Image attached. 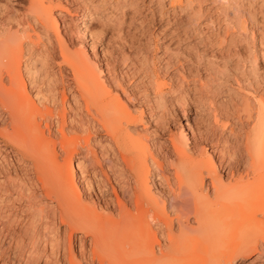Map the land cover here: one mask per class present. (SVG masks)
Masks as SVG:
<instances>
[{
  "label": "bare ground",
  "instance_id": "6f19581e",
  "mask_svg": "<svg viewBox=\"0 0 264 264\" xmlns=\"http://www.w3.org/2000/svg\"><path fill=\"white\" fill-rule=\"evenodd\" d=\"M216 1L220 6H203L206 0L148 2L161 23L171 9L175 16L188 18L173 29L169 14L168 25H163L161 33L173 29L170 35L179 43L203 36L202 28L213 29L194 45L167 54L163 76L149 66L148 56L140 59L134 40L126 54L122 34L101 44L100 52L96 46L104 33L92 29L95 19L109 9L138 15L144 8L138 0H97L79 8L75 34L80 48L72 42L74 34L61 33L57 16L67 26L68 17L76 18L79 11L62 0L55 5L52 0H30L24 16L35 18L36 29L30 20L15 24V13L1 10L0 140L11 152L32 160L37 174L32 186L41 194L20 193L17 203L25 207L17 215V206L8 211L0 207V264H228L243 249L264 246V92L256 113L247 96L238 103L253 120L245 137L234 131L220 137L210 120L224 85L242 83L249 91L263 85L257 63L264 56V35L254 31L256 12L249 15V28L235 7L237 0H223L226 7ZM206 13L217 17L201 22ZM89 37L95 40L91 46ZM154 42L156 52L159 44ZM238 43L245 50L234 52ZM42 45L59 69L61 103L56 94L50 101L30 94L40 72L30 58ZM215 47L211 56L201 54ZM244 61L250 63L249 81L241 78ZM65 77L71 82H64ZM184 98L187 123L178 131L161 125L160 117L172 113L170 104H183ZM146 113L154 125L151 131L138 129L145 125ZM77 117L89 123L85 131L73 124ZM193 123L197 130L190 141L185 127ZM162 127L166 130L160 131ZM95 133L104 136L92 145ZM155 135L164 140L152 147L149 138ZM230 142L237 145L232 153L226 147ZM97 144L104 146L98 150ZM3 168L8 183H0V191L14 181L13 167ZM63 229L64 238H59Z\"/></svg>",
  "mask_w": 264,
  "mask_h": 264
},
{
  "label": "rangeland",
  "instance_id": "374dc122",
  "mask_svg": "<svg viewBox=\"0 0 264 264\" xmlns=\"http://www.w3.org/2000/svg\"><path fill=\"white\" fill-rule=\"evenodd\" d=\"M96 1L97 0H91V1L90 0H62V3L65 6L69 7L70 10L75 11V13H76V9L78 11L79 8L81 9V7H83V6L95 5V4H97ZM143 1L144 0H140V1L138 0L140 8L144 7L143 9H140V11L138 12V15L132 14L130 12L131 14L127 13L125 16H123V13L120 10L116 11L113 9H109V10L105 11L104 14H101L99 19H95V22L92 24V29H94L96 32H99V30H100V32L102 31L104 33L103 35H101V40H100L101 43H98V44L96 43V46L100 52L101 51V44L107 45L111 42L112 39H118L119 40V35L122 34V37L125 38L126 44L128 46V47H126V50H125L126 54H129V51L131 50V48L133 46L131 43L134 40L136 47L140 46V49H141L139 51L140 55H138L140 57V59L143 60V58L145 56L146 57L148 56L149 66L156 67L157 69H159V71L161 72L160 74L163 76V69H161V68L163 67V65L165 63V59L167 58V54H171V53L175 52L178 47H181V49L186 48L187 47L186 45L191 44L190 42H192V45H194L195 44L194 42L198 41L199 38H201V37L205 38L206 35L208 36L209 33H212L213 29H211V31H212L211 32L209 28L208 29L202 28L203 32H205L203 35L204 37L202 35L201 36L198 35V38H197V36L195 35V37H193L192 39L182 40L181 43H179L178 40L177 41L175 40L176 39V38H174L175 36L173 37V35H170V33H172L173 29L180 28L182 26V24H184V23L186 24L188 22V18H185L182 14H177L179 16H177V15L175 16L174 11L171 8H168L171 10L170 11L168 10L169 13H167V10L165 11L166 12V15L164 16L165 22L163 21L161 23V21H160L162 18L161 15L157 13V14H155L156 15L155 16L154 13H152L153 8H150L148 6V2L150 0H145L144 2ZM215 1L214 0H206V2L203 4V6L213 5L212 7H218V5L221 3H217V1L215 3ZM225 1L227 2L228 0H225ZM225 1L222 0L221 2H223L222 5L226 7ZM237 1L238 2L235 4L237 6H235V5L234 6L237 8L239 6L240 12H242V14L245 16V19L249 21V23H248L249 28L251 25L250 23L252 22V21H250L251 16L249 17V15L251 13L254 14L256 12V21H258V27H256L254 31L256 33V36L260 33H261L260 35H264V33H262V32H264V0H237ZM52 2L54 5L57 4V0H52ZM29 3H30V0H0V13L2 11H6L7 9L11 10L15 13V15L11 18V20L13 22L15 20L16 21L30 20L29 22L33 25V27H35L33 24V21L35 18H33V17L27 18L24 16V14L26 13L25 8H27ZM228 8H232V6L229 7V5H228ZM56 13L58 14L57 10L54 11L55 16H57ZM178 13H180V12H178ZM76 14L78 15L76 18L72 19L71 17H68L67 21H68L69 25H67V26H63L59 16H57V18H58V21L60 24L61 33L64 34V31L66 30V31H69L70 33L74 34V35L71 34L73 37L72 42L76 48L77 47L80 48L82 46L81 42H80L81 40L79 39L78 35H76L77 34V32H76L77 26L76 25L78 23L77 18L81 17L80 10ZM169 14H170L169 19H171V20L173 19L172 20L173 29L166 30V31H164V33H161L163 30H165L164 26L168 25L167 24V18L169 16ZM206 14L207 15H203V17L201 18V20H200L201 22L206 23L207 20L209 19V17L211 15H213L212 13H209V14L206 13ZM242 14L240 13L241 16H242ZM132 16H133V19H131ZM213 16L217 17V15L215 13ZM244 16H242V18ZM153 19L155 20V24L151 23L152 22L151 20H153ZM16 21L14 22L15 24H16ZM173 22H175V23H173ZM100 27L101 28L103 27L102 28L103 30ZM104 28H105V30H104ZM35 29H36V27H35ZM120 30H122L123 32L120 33L119 32ZM155 39L158 41V44H159V49L156 52L153 51L154 46H155V42H154ZM68 41L70 42L69 39H68ZM94 41H95L94 39L92 40L91 37H89L86 42L88 43V45L91 46L94 43ZM179 44H181V45H179ZM238 44H237V46L235 45V47L237 49L235 47L233 48L234 52L239 50L240 47H241L242 51L245 50V47L242 48V46L240 45L241 43L239 45ZM259 45L260 44H257V46H256L257 50H259ZM74 46H73V48H74ZM168 46L171 49L169 51V53L166 51ZM249 47H251V45ZM200 49H201V46H200ZM215 50H216V47L215 48H209L207 51L202 52L201 54L209 57V56H211V53L214 52ZM39 51H41V52H39ZM195 52H196V50H194V53ZM47 57H48V50H47V48L44 47V45H42L40 49L34 50V54L30 58L31 64L34 67H37V69L40 72L38 75L37 88L34 87L33 90L30 91L31 87L29 86L28 90L30 91V94L33 98H35V99L42 98V99H46V100L48 99L49 101L51 100L52 96H54L56 94L55 96L58 100V103H61L60 101L62 100L63 87H62V84L60 83L61 82L60 78H59L60 76L58 73H56L59 71V69H58L56 63L52 62V60H50L49 57H48L49 60H47ZM234 62H235V60H234ZM154 63H155V65H154ZM198 64L199 63L195 60L194 65L197 66ZM241 66H242L241 68L243 70L241 72L245 73V76L241 74L242 75L241 78L246 77L244 79L245 80L248 79V81H249L250 76H248V75H250V73H249L250 63L248 61H246V62L244 61ZM257 66L264 75V56H259V61L257 63ZM121 69H123L122 65L118 69L119 75L122 74ZM246 73H248V74H246ZM55 74H58V75L55 76ZM67 81L71 82V80L68 77H65L64 82H67ZM248 81H247V83H248ZM125 83H126V85H128L130 82L126 80ZM241 85H242V87H241ZM241 85L233 84V86L232 85L230 86L232 89L229 88L228 85L227 86L224 85L223 88H225L226 90L224 89L222 91L225 92L226 94L223 93L222 91H221L222 93L220 92V94L219 93L216 94L217 100L215 99V103H214V106L212 108V110L216 109V111L215 110H213L214 112L211 111L212 115H210L211 116L210 120L213 122L212 125H215V127H216V125L218 126V127H216L217 130L215 129V127H214V129H215L216 133L218 134V136H220V137H225L227 135H230L231 131H234L235 133L234 132H232V133H234L236 135H240L242 137H245L246 130H248L252 126L253 120L251 118H249V116L247 118V116H246L247 114H245V113L243 114L242 108L240 107L241 105H239V104H241V102H242L243 95H244V97L247 96L250 99V102L252 104L253 112L256 113L258 110L257 108H259V100H260L259 96H260V94H262V92H264V83H263V85L262 84H260V85L256 84L257 86L256 85H255V87L252 86V89L255 88L253 90L256 93L253 90H250V91L246 90L243 87L242 83H241ZM247 86H250V85L248 84ZM256 88H258V89H256ZM229 89H231L230 92L232 91V93L229 92ZM37 93H39L38 94L39 96H36ZM67 94H68V101H69L71 99V92H67ZM238 97H239V99H238ZM224 99H226V101H223ZM185 100L187 101V99L184 98L183 104L181 103L179 105L174 103V104H172L173 105L172 106L169 103L170 108L172 107L171 108V110H172L171 115L172 114L173 115L172 116L167 115L164 118L160 117V120L163 121V122H160V124L162 123L161 125H165V126L167 125L172 131L181 130L182 125H185L187 123V120H188V117H187L188 115L184 114L185 113L184 112L185 107H183V105L185 106V103H186ZM181 101L182 100L180 99V102ZM184 101H185V103H184ZM180 105H182V106H180ZM239 107L241 109H238ZM192 113H196V111H194ZM216 118H218V121L216 120ZM82 120H84V117ZM82 120H80V117H77V120L75 119L73 121L74 122L73 124H75V127L79 131H85L86 128H88L89 123L87 121H85L86 119L84 121H82ZM214 121L217 124H215ZM77 123H79V124H77ZM85 123H87V124H85ZM153 126L154 125L151 123L148 113H146L145 125L140 126L138 129L144 130L147 128L151 131V130H153ZM165 126H164V128H165ZM195 126L196 125L193 123L191 127H185L187 136L190 139V141L192 140L191 138H193L192 135H193V132H195L194 130L195 129L197 130V127H195ZM82 127H83V129H82ZM162 130L165 131L166 129H163V127H162L160 131H162ZM101 136H104V134L103 133L93 134L92 135V142H91L92 145H94V140L95 139L99 140ZM195 136L197 138V134ZM163 140L164 139H163V137H161V135H155V136H152L149 138V142H150L152 147L154 146V142H160ZM220 145L222 147L226 146V145H223L222 143H220ZM220 145H219V147L221 148ZM235 145H236L235 142H230L229 145L226 146L228 148L227 151L232 153L233 152V146L234 147L237 146V145L236 146ZM102 146H104V145H102ZM102 146L100 144H97L96 148L99 150ZM243 147L244 146L242 145V148ZM206 148L208 149L209 152H212V150H213L209 146H207ZM7 151L11 152L13 150L10 147H7L5 145V143L2 142V140H0V161H1L0 162V183H2L3 185L5 184V182L8 183L7 181H4L5 180V175H4L5 172L3 171V169H4L3 165L4 166L8 165L10 167H13L11 169L13 171L12 177L14 180L11 183L6 184L7 187L9 185L7 190L4 189L6 191H3V190L0 191V192H2V193H0V197H1L0 198V207L4 208L5 211H8V209H7L8 207H10V206L16 207L17 206L16 209H14V211H13L15 213V215H17V213L21 212V209L23 207H25V204H22V206H19V204L17 203V199L20 197V193L23 196H25V195L30 196V193H31V195H33V192H34V194L38 193V195H40L41 192H39V190H36L37 188L32 186V184H33L32 179L36 180V177H37V174H36L34 167H33L32 160L30 158L24 156V155L18 154L17 152H15V153L11 152L12 153L11 154V153H7ZM14 155H16V156H14ZM4 158L7 159L6 163L8 161V164H6L4 162V160H5ZM215 160H217V159H215ZM9 163L13 166L9 165ZM76 164H77V161H76ZM1 165H2V168H1ZM2 181H4V182H2ZM113 182L115 183L114 179H113ZM10 190L14 193L10 192ZM14 197L16 199H14ZM63 233H65L64 229H63V231L60 232V235H58V236H60L59 238H61L62 236L64 238ZM47 234H49L48 231H47ZM50 240H53V241L55 240V239H52V235H51ZM228 264H264V246L262 244L261 245L259 244L258 247L251 246L249 248H245L242 251L238 252L236 255H234L231 258V260H229Z\"/></svg>",
  "mask_w": 264,
  "mask_h": 264
}]
</instances>
